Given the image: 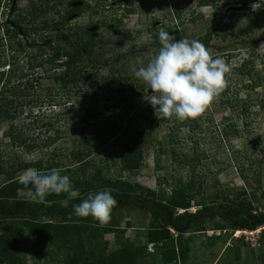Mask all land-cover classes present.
Returning a JSON list of instances; mask_svg holds the SVG:
<instances>
[{
  "label": "rangeland",
  "instance_id": "rangeland-1",
  "mask_svg": "<svg viewBox=\"0 0 264 264\" xmlns=\"http://www.w3.org/2000/svg\"><path fill=\"white\" fill-rule=\"evenodd\" d=\"M69 3L70 7L83 12L67 17L61 30H54L58 20L66 16ZM11 6L16 10L12 16L8 15ZM7 18L28 30L27 39L22 41L20 38L23 49L19 54L22 59L19 67L29 66L35 80H24L21 84L25 87L30 83L32 89L17 90L10 95L18 100H29L27 106L17 109L13 131L9 134L10 125L0 123V183L6 174L21 169L16 174L19 176L25 167L35 168L40 162L45 167L69 164L66 157L75 151L74 144L78 149L88 140L91 142L87 147L93 156L83 170L86 176L114 180L122 177L121 181L132 183L143 196L147 191L163 190L169 194L178 181L190 182L195 195L206 201L216 194H221V198L225 195L243 200L239 194L244 192L250 201L251 211L264 213V47H261L264 46V0H0L1 26ZM162 29L173 37L177 33L180 39H196L201 43L211 33L209 43L204 45L214 59L220 58L230 67L231 71L226 74L228 85L221 92L224 95L220 94L206 109L211 114L213 125L207 122L206 111L196 120L179 121L155 114L147 102L150 90L134 76L133 69L146 67L158 54L161 47L158 33ZM62 32L80 36L85 33L100 43L95 49V56L101 58V67L97 63L98 71L89 69L86 72V75H93L92 80L97 86H93L92 91L90 89L91 96L84 92L71 98L59 96V86L51 78L55 71L48 64L42 65L51 55V49L64 44L55 41L51 47L44 48L45 52L28 47L42 44ZM127 33L131 34L132 40L125 43L123 38ZM40 55L41 59L38 58ZM243 61L246 62L243 71L255 81L259 79L260 87L254 90L248 87V78L239 69ZM19 67L14 65L16 70ZM129 76L133 78L134 89L127 97L133 100L126 111L120 109L117 113L120 137L149 132L159 145L156 148L153 145L142 146L131 151L133 157H141L143 167L130 178L119 175V144L107 143L98 149L93 139L94 133L101 130L92 129L91 122L87 126L83 118L86 109H92L96 118L100 115L113 118V110L103 109L102 96L108 92V85L116 87V79ZM48 97L55 101L53 105L60 100L62 106L46 110L38 120H35V113L26 116L29 109L39 107L38 99ZM162 118L167 121L166 124L162 123L160 127L157 123L153 124V121L158 122ZM231 126H236L240 136H231L227 142H222L220 134ZM171 131L176 139L173 144L169 139ZM188 131H191V139L187 138ZM49 136L53 141L46 144L47 148L41 149ZM253 142L259 144L254 146ZM170 147L175 149L176 157L170 154ZM160 149L168 154L164 156ZM236 152L238 155L235 158L233 153ZM185 156L192 159V165L182 164ZM196 157L198 162H195ZM237 165L246 170L247 180L239 176ZM259 170L262 173L258 176L256 172ZM18 199L27 201L22 191L18 193ZM189 211L195 212L196 206L191 204ZM182 212L176 211L177 214ZM88 219L71 227L80 228L82 237L87 241L85 248L90 245V260L102 253L103 247L106 255L131 246L146 247L148 254L153 253L154 248L147 244L142 234L149 224L146 213L112 210L109 221L118 226L112 232L98 229V221L92 217ZM60 221L57 220V224ZM24 223L20 220H0V237L15 229L23 230L18 236L11 237H19L21 251L17 264H61L65 252L61 249L58 254L57 249H60L59 239H68L65 233L58 229L55 244L38 247L30 239L31 229ZM212 227L209 223L207 231L186 246L188 251H183L185 263L177 261L172 264H264V227L254 232L228 228L213 231ZM68 236L78 244L74 238H79V235L71 232V237L70 233ZM179 246L176 244L175 248ZM148 258L143 256L139 262L145 260V264H150Z\"/></svg>",
  "mask_w": 264,
  "mask_h": 264
},
{
  "label": "trees",
  "instance_id": "trees-1",
  "mask_svg": "<svg viewBox=\"0 0 264 264\" xmlns=\"http://www.w3.org/2000/svg\"><path fill=\"white\" fill-rule=\"evenodd\" d=\"M15 11V7L11 6L8 15L12 16ZM82 12V10L76 9L75 7H70L69 3L66 16L63 17L62 20H58L54 30H61L66 23L67 17L74 14L80 15ZM222 26L226 25L222 24ZM27 37L28 30L21 27V25L15 21H11L7 18L6 23L3 26L0 25V123H8L10 125L8 130L9 134L15 128L13 123L17 117V109L20 110L29 103V100L23 98L18 100L16 97H10V95L17 90L32 89L30 83L25 87L21 84H23L24 80H26V82L35 80V75L31 72L29 66L23 65L19 67L22 61L19 54L23 49L20 38L23 41V39H27ZM210 37L211 33L205 36L202 40L203 44L207 46ZM174 38L176 40H181L177 33ZM130 40H132L131 34L127 33L123 38V42L127 43ZM55 41L64 44V46L51 49V55L42 62V65L48 64L52 67V70L55 71V75L51 78L59 86V96H69L71 98L77 97L78 94L83 92L84 94L89 93L91 96L92 92H90V89L92 91L94 88L93 86H97L92 80L93 75H91V73L86 75V72H89L87 71L89 69L96 70L98 64L99 67H101V58H96L95 56V49L98 48L100 43L96 42L90 35L85 33L80 36L79 34L71 35L62 32L54 38L45 40L42 44L28 45V47H35L38 51L42 52L45 47H51V44ZM8 49L10 52L7 54ZM41 55L38 57L39 59H41ZM14 65H17L19 69L16 70ZM245 67L246 62L243 61L239 69L241 70V74H246L250 84L248 87L251 90L260 87V80H253L250 75L243 71ZM16 75L19 77H15ZM132 79L131 76L120 77L116 79L118 82L115 88L110 87V85L106 87L108 92L102 96L104 98L103 109L113 110V118L112 116L104 117L102 115L96 118L94 117L92 109H86L83 117L87 126L88 122H91L93 125L92 129L102 131H100L101 133H94L93 141L98 149L102 148L107 143L119 144V175H126L128 178L135 176L138 170L143 167V160L141 157H133L130 155L131 151L137 150L135 148L147 145H153L155 148L159 146L156 145V141L152 139L151 133L149 132H142L132 137H120L121 131L117 125V113H119L120 109L126 111L128 104L133 100L131 97H127V94L133 92L134 89ZM118 92H121V95H118ZM89 94H87V96H89ZM220 94L224 95L223 93ZM38 102L39 107L33 108L35 111L29 109L26 116L35 113V116H37L35 120H38L41 115L45 114L44 112L46 110L50 111L53 106L54 108H60L62 106L60 100L53 105L55 101H52L50 97L47 99H38ZM205 116L206 120H208L207 122L213 125L211 114L208 111H206ZM166 122L167 121L162 118L158 122L153 121V124L157 123V127H160L162 123L166 124ZM196 126H198V124H196ZM190 133L191 131H188L187 138L191 139ZM9 134L7 133L6 135L9 136ZM231 136H240L238 131H236V126H231L228 130L224 129L223 133L220 134L222 142H227ZM45 139L41 149L47 148L46 144L53 141L51 136ZM169 139L171 144L176 141L172 131L169 133ZM90 142L91 141L88 140L83 142L81 144L82 146L79 145L78 149L73 143L75 151H72V153L69 154L70 156L66 157L69 164H65L62 167H58L57 165L55 167H45L40 162L35 168L44 174H47L52 169H62V175H68L70 177L74 187L79 189L81 198H86L89 193L94 194L100 190L111 189L113 197L117 200V205L113 208L114 211L128 209L146 213L149 217V224L147 231L142 234L147 244L152 245L154 251L148 254L146 247L134 248L131 246L123 247L118 252L106 255L103 247L102 253H98L97 257L90 260L89 257L92 251L89 250L90 245L88 248H85L84 243L86 240L82 237L80 228L71 227L89 220L88 218H79L72 214V205L80 203V199L71 201L68 208H62L58 203L59 200L66 198L64 194L60 196L50 195L46 198L44 204L19 200L18 193L20 191H25V186L18 182V177L20 175L16 176L21 169L6 174L4 180L0 183V220L24 221V225H26V227L29 226L31 229L30 239L33 240L38 247H41V245L45 247L47 243L49 245L55 244L54 238H56V232L58 229L61 230L65 233V236L68 237L66 240L59 239L60 249H57V252L59 254L61 249H63L62 252H65L63 260L60 261L61 264H145V260L139 262L140 258H143V256L149 257L148 259L151 261L150 264H172L177 261L185 263L184 252L188 251L186 246L191 244L196 236L205 233L209 223L213 225V231H220L228 228L234 231L254 232L264 227V213H253L251 211L250 201H248L244 192L239 194V196H243V200L235 197L227 198L225 195H222L221 198V194H216L206 201L204 199H199L198 196L195 195L190 182L183 183L182 181H178L177 186L172 188L169 194L163 190L158 192L147 191L143 196L132 183L121 181L123 180L122 177H118V179L114 180L104 178L97 179L95 177L86 176L83 170L88 167V159L93 156V152L87 147V144ZM13 144H15V142ZM253 144L256 146L259 143L253 142ZM170 148H172L169 151L170 154L176 157L177 154L175 153V149L173 147ZM160 150V153L164 154V156L168 154V152L162 149ZM192 152L195 154L196 151L193 150ZM233 155L236 158L238 153H233ZM69 157H71V159H69ZM186 158L185 156L182 164L192 165V159L189 160ZM198 159L199 158L196 157L195 162H198ZM249 165L251 166L252 164L250 163ZM27 168L28 167H25L24 170H27ZM237 170L242 180H247L249 178L243 166L237 165ZM261 173V170L256 172L258 176ZM236 199H240V201L235 202ZM11 201L13 204H11ZM191 204L196 206L195 212L189 211ZM177 210L183 212L177 214ZM57 220H61L59 224H57ZM96 225L98 229L103 228L104 231L109 232L118 229L117 224L114 225L111 220L107 223L98 222ZM16 230L18 229L0 237V264H17V260L19 261L18 256L21 251L19 249L20 243L17 239L19 237L13 239L11 237L23 233V230ZM71 232L80 236L79 238H74L78 241V244L71 241L73 239L71 237ZM68 233H70L71 238H69ZM60 234L61 233L58 234V237ZM65 236L63 237L65 238ZM176 244L180 245L178 249L175 248ZM20 264H23V262Z\"/></svg>",
  "mask_w": 264,
  "mask_h": 264
},
{
  "label": "clouds",
  "instance_id": "clouds-1",
  "mask_svg": "<svg viewBox=\"0 0 264 264\" xmlns=\"http://www.w3.org/2000/svg\"><path fill=\"white\" fill-rule=\"evenodd\" d=\"M158 37L161 44L158 54L146 67L133 69L134 76L149 88L151 94L147 102L155 114L179 121L196 120L227 87L226 74L231 69L222 59H214L199 40H176L163 29ZM62 171L52 169L44 174L36 168L25 170L18 177V182L25 186L24 198L44 204L48 196L64 194L66 198L58 201L62 208L80 199V203L72 205V214L107 223L117 205L112 190H100L81 198L79 189Z\"/></svg>",
  "mask_w": 264,
  "mask_h": 264
}]
</instances>
